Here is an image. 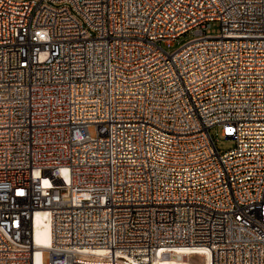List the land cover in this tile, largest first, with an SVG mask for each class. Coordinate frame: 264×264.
Returning <instances> with one entry per match:
<instances>
[{
	"label": "built area",
	"instance_id": "obj_1",
	"mask_svg": "<svg viewBox=\"0 0 264 264\" xmlns=\"http://www.w3.org/2000/svg\"><path fill=\"white\" fill-rule=\"evenodd\" d=\"M179 250L264 264V0H0V264Z\"/></svg>",
	"mask_w": 264,
	"mask_h": 264
},
{
	"label": "bare ground",
	"instance_id": "obj_2",
	"mask_svg": "<svg viewBox=\"0 0 264 264\" xmlns=\"http://www.w3.org/2000/svg\"><path fill=\"white\" fill-rule=\"evenodd\" d=\"M36 229L35 235L37 242L45 247H49L51 242L50 237V227L48 222L44 219L42 213H39L35 220ZM186 251L179 250L178 252H174L170 255V257L165 259H156V264H192L188 260V256ZM40 256V252L38 253V257ZM207 264H211L210 261Z\"/></svg>",
	"mask_w": 264,
	"mask_h": 264
},
{
	"label": "rangeland",
	"instance_id": "obj_3",
	"mask_svg": "<svg viewBox=\"0 0 264 264\" xmlns=\"http://www.w3.org/2000/svg\"><path fill=\"white\" fill-rule=\"evenodd\" d=\"M207 34L210 35H218L221 32L220 24L218 22H213L210 27L206 30ZM192 34H186L180 37L177 42L175 43L174 48L171 51L176 50L179 46L186 44L190 39H192ZM213 133H215V130H213ZM218 148L221 151H228L234 147V143L232 141H228L224 138H220L217 142ZM49 252L44 251L43 252V264H47V261L49 259ZM188 260L192 264H206V257L205 255L201 254H192L188 257Z\"/></svg>",
	"mask_w": 264,
	"mask_h": 264
}]
</instances>
